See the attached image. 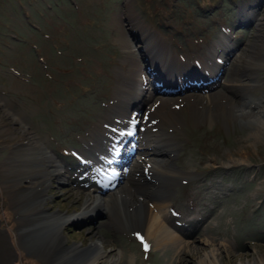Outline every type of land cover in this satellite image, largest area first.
<instances>
[{
  "label": "rangeland",
  "instance_id": "obj_1",
  "mask_svg": "<svg viewBox=\"0 0 264 264\" xmlns=\"http://www.w3.org/2000/svg\"><path fill=\"white\" fill-rule=\"evenodd\" d=\"M133 68L144 96L129 119L111 106ZM263 124L264 0H0V229L13 264H61L36 247L53 217L58 256L95 244L123 264H174L172 243L145 236L140 208L154 203L192 249L181 264L210 250L219 264H264ZM121 134L105 176L81 158Z\"/></svg>",
  "mask_w": 264,
  "mask_h": 264
},
{
  "label": "bare ground",
  "instance_id": "obj_2",
  "mask_svg": "<svg viewBox=\"0 0 264 264\" xmlns=\"http://www.w3.org/2000/svg\"><path fill=\"white\" fill-rule=\"evenodd\" d=\"M251 10H252L251 8H248V11L246 12V16H247V13L250 15ZM143 39H144L143 41L145 42V44L148 43L147 46H148V48H150V51L152 52V54L153 53L157 54L159 52L160 56H158V55L157 56L158 57L164 56L162 59H164L167 56L166 53H168V52L163 51L162 46L159 45L160 46L159 47L158 44L154 40H152L150 37L147 38L148 40H146V38H143ZM219 51H220V54H218V57H220L221 54L225 53V52L227 55L228 54L227 52H230L231 50L227 48L226 51L224 49L223 52L221 53V50L219 49L217 51V53ZM134 55H135L134 50H132V47H131V49L128 51V56H129L128 62H129L130 66L135 67L136 59L133 58ZM157 59L158 58H156V60ZM159 70H160V72L163 71V73H164V71L166 72L168 70H171L170 72L173 73V70H175V69L174 68L168 69L167 67H164V68L159 69ZM159 70H157V71H159ZM135 71H136V69L131 71V73L129 72L130 74H129V76H127L129 83H124L121 85L122 86L121 91H120L119 95L116 96V100L113 103V105L111 106L112 109H118L119 113L125 114V112H123V111L128 106V103L132 102L134 104H138V102L140 103L143 100V96H144L143 92L144 91H143V89H141V86H140V82L138 79L139 75H135ZM132 91H135L136 96L138 98H140V100H134L132 98V94H131ZM122 106H124V107H122ZM125 115L128 116L127 118L131 119L130 115H127V114H125ZM125 115H123L120 118V122H118L119 124H117L118 126L120 124L124 123V116ZM126 116H125V118H126ZM132 125L130 126L131 128L133 127ZM130 134H131V132H130V128H129V130L125 131V136L130 137ZM123 135L124 134L119 135L118 138L114 142H113V139H110V142L108 144L106 142L109 140V138L111 136L106 135L109 137H106V139L102 138V141L107 144V145L104 144L105 149H103L102 151H100L98 149L97 152L95 150H92L91 152L89 151L86 156L81 154L82 155L81 158L86 159V161L88 160V162L93 161L95 164H98V166H100L101 170H99L97 173H101L103 176H105L104 174H106V172L108 171L107 166H109L111 163H113L111 160H113V161L119 160L117 158L118 157L117 155L119 153L118 150H119V147L121 145L119 143H117L118 142L117 140L119 138L121 140H123V138H125V136H123ZM149 140H150V136L148 137L147 141H149ZM161 142L163 143V141H161ZM162 143H160L159 146H161ZM98 148H99V146H98ZM117 148H118V150H117ZM90 156H91V158H90ZM48 158L50 159V156ZM152 170H153L152 173L156 174V175H160L161 173L164 174L166 172V170L162 171V169L157 165L156 166L154 165ZM34 197H35V195H34ZM118 200L120 201L121 197H119V199L117 197L116 202H118ZM149 201H151V200H149ZM118 205H120L119 202H118ZM161 208H162V205L156 204V203L152 204V206H149L147 204L146 206L144 205L143 208L142 207L140 208V211H141L140 217L143 218L144 223L146 224V229L144 228L145 229V236L153 239L155 247H164L165 245L172 243L171 245H174L173 256L178 257L174 264H181V262H182L181 257H180L181 254H183V253L189 254V252H191L192 249H190L188 243L179 239V237L177 235H175L166 225H164V221L162 219V216H163L162 213L163 212H162ZM125 212L127 213V211H125ZM122 219H123V221H127L125 219V217H122ZM62 222H63L62 217H56V218L53 217L50 220V223H43V225L45 226L43 228H45V229H41L39 236H38L39 239L41 241H43L42 242L43 244H41L39 241H38V244L36 243L37 244L36 247L41 245V248L44 246V247L48 248V250H50L51 254H53L52 255V262L61 263V264L62 263H66V264H123L121 262L120 258H118V259H112L111 258L114 255L111 251H109V252L108 251L106 252L104 250L102 251L100 249V246L95 245V244L90 246L88 248V250H86L84 252L80 251L79 255L75 252H70L67 255H66V253L62 254L59 252L60 253L59 255H61V256H58L54 251V249H55V245H54L55 242L54 241H56L54 238V237H56V234L54 233V231L59 230V228L62 225ZM32 237H29V238H32ZM127 264H131V262L129 261ZM169 264H171V262ZM197 264H219V263L217 262V260L215 258L214 250H210L208 252H205L203 254V256L197 260ZM260 264H263V263L260 261Z\"/></svg>",
  "mask_w": 264,
  "mask_h": 264
},
{
  "label": "water",
  "instance_id": "obj_3",
  "mask_svg": "<svg viewBox=\"0 0 264 264\" xmlns=\"http://www.w3.org/2000/svg\"><path fill=\"white\" fill-rule=\"evenodd\" d=\"M16 261V254L5 229H0V264H13Z\"/></svg>",
  "mask_w": 264,
  "mask_h": 264
}]
</instances>
